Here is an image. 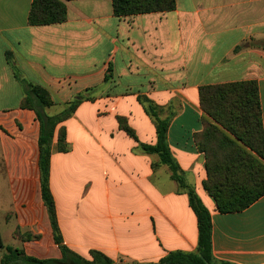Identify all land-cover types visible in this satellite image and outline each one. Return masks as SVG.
<instances>
[{
  "label": "crops",
  "instance_id": "obj_1",
  "mask_svg": "<svg viewBox=\"0 0 264 264\" xmlns=\"http://www.w3.org/2000/svg\"><path fill=\"white\" fill-rule=\"evenodd\" d=\"M32 1L0 0V260L6 248L61 258L41 195L39 123L21 106L8 52L22 78L49 93L48 115L81 101L51 144L49 188L64 246L120 264L196 251L186 190L141 148L157 139L147 100L168 121L170 155L210 213L213 259L264 264V196L241 212L219 213L202 187L205 159L196 145L202 86L256 82L264 127V49L257 47L264 0H175L174 11L125 18L113 15L111 0H77L66 2L64 23L37 27L27 22Z\"/></svg>",
  "mask_w": 264,
  "mask_h": 264
},
{
  "label": "trees",
  "instance_id": "obj_2",
  "mask_svg": "<svg viewBox=\"0 0 264 264\" xmlns=\"http://www.w3.org/2000/svg\"><path fill=\"white\" fill-rule=\"evenodd\" d=\"M77 0H33L28 14L31 27L62 24L67 18L66 2ZM113 15L117 18L175 10V0H111ZM257 47L264 49V42ZM239 47L235 49L237 51ZM10 65L23 94L21 106L33 110L39 123V169L41 195L47 209L61 258L38 260L25 256L22 251L6 248L0 264H120L98 251H90L89 259L77 255L63 245L57 224L55 204L49 188L51 144L57 126L72 115L80 100H74L58 114L50 116L46 109L54 105L49 93L38 85L29 84L14 66L11 54L6 52ZM107 79V78H106ZM203 112V130L196 136V145L203 153L206 180L202 187L213 199L221 214L241 212L264 196V127L257 84L254 81L207 85L198 89ZM146 112L154 119L156 143L141 145L143 151L157 154L160 162L170 169L171 178L186 190L188 204L197 221V248L195 252L172 251L156 263L144 264H231L217 262L211 252V220L208 209L196 193L185 184L178 165L170 155L166 142L168 121L160 120L155 107L147 100ZM120 129L135 141L134 131L125 120L118 118ZM65 132H58V150H65ZM0 243V247H1Z\"/></svg>",
  "mask_w": 264,
  "mask_h": 264
},
{
  "label": "rangeland",
  "instance_id": "obj_3",
  "mask_svg": "<svg viewBox=\"0 0 264 264\" xmlns=\"http://www.w3.org/2000/svg\"><path fill=\"white\" fill-rule=\"evenodd\" d=\"M101 171H102V170H101V168H100V176H101Z\"/></svg>",
  "mask_w": 264,
  "mask_h": 264
}]
</instances>
